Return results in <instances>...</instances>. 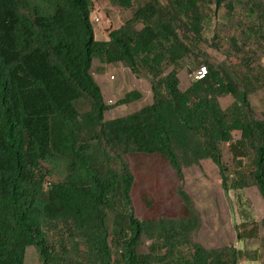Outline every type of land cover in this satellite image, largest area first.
<instances>
[{"label":"trees","instance_id":"trees-1","mask_svg":"<svg viewBox=\"0 0 264 264\" xmlns=\"http://www.w3.org/2000/svg\"><path fill=\"white\" fill-rule=\"evenodd\" d=\"M222 2L148 0L97 40L93 0H54L52 13L30 0H0V264H28L30 246L39 264H264L259 248L240 246L259 238L244 189L254 185L264 199V118L250 102L264 89V23L250 30L255 48H237L232 38L237 54L215 62L200 44L211 6ZM190 55L208 75L182 90L177 67ZM96 56L151 75L153 102L105 119L142 95L131 90L108 105L92 74ZM226 94L235 101L223 109ZM136 154L160 156L174 171L180 215L136 214L129 162ZM205 159L245 215L235 225L238 245L195 240L202 218L183 183L186 168Z\"/></svg>","mask_w":264,"mask_h":264},{"label":"rangeland","instance_id":"rangeland-1","mask_svg":"<svg viewBox=\"0 0 264 264\" xmlns=\"http://www.w3.org/2000/svg\"><path fill=\"white\" fill-rule=\"evenodd\" d=\"M30 1L48 13L54 10V0ZM146 1L148 0H133L131 8H122L109 0H93L91 21L96 39H108L109 32L123 25L132 16L134 10ZM154 2L159 5L163 0H154ZM263 7L264 0H223L218 7L212 5L210 18L204 25V41L200 44V49L211 60L222 62L230 58L229 55L237 54V49L232 45V38L238 40L237 48H255L249 35L250 30L264 23L260 18ZM96 18L99 21H96ZM238 55L241 56L242 53ZM197 67L195 55L187 56L178 65L182 90L192 83L191 75ZM92 74L100 85L108 105L113 106L131 90H137L142 95L140 99L131 103L113 106L105 113V119L127 115L153 102L152 77L146 71L136 74L122 63H105L96 56L92 62ZM219 100L222 108L225 109L234 103L235 98L226 94ZM250 102L255 116L264 118V89L253 93ZM229 148V144L222 145L223 161L227 165H232ZM129 162L135 176L133 199L136 214L147 218L158 215L166 217L180 215L184 204L177 194L178 178L166 161L157 155L136 154L129 157ZM184 177L183 189L192 197L194 206L202 218V225L195 240L206 247L238 245L235 225L241 224L245 215H241V206L236 195L232 191L225 193L218 167L210 159H205L198 166L186 168ZM242 196L245 205L249 208L250 220L259 226L260 238L264 235L261 226L264 209L258 201L263 198L254 185L245 188ZM259 238L251 239L245 245L240 243V246L259 248L264 255V246ZM70 245L73 251H78L76 244L70 243ZM25 260L28 264H39L38 253L34 247L27 248ZM244 260L247 259L241 261ZM257 263L259 264L258 261Z\"/></svg>","mask_w":264,"mask_h":264},{"label":"built area","instance_id":"built-area-1","mask_svg":"<svg viewBox=\"0 0 264 264\" xmlns=\"http://www.w3.org/2000/svg\"><path fill=\"white\" fill-rule=\"evenodd\" d=\"M96 21H99L98 18L95 19ZM208 75V68L206 65H200L196 68V70L192 73V81H202L204 80ZM114 78V77H112Z\"/></svg>","mask_w":264,"mask_h":264},{"label":"crops","instance_id":"crops-1","mask_svg":"<svg viewBox=\"0 0 264 264\" xmlns=\"http://www.w3.org/2000/svg\"><path fill=\"white\" fill-rule=\"evenodd\" d=\"M258 204L262 206V208L264 209V199H260L258 201ZM239 264H258L257 261H252V260H244V261H240Z\"/></svg>","mask_w":264,"mask_h":264},{"label":"clouds","instance_id":"clouds-1","mask_svg":"<svg viewBox=\"0 0 264 264\" xmlns=\"http://www.w3.org/2000/svg\"><path fill=\"white\" fill-rule=\"evenodd\" d=\"M91 18V17H90Z\"/></svg>","mask_w":264,"mask_h":264}]
</instances>
